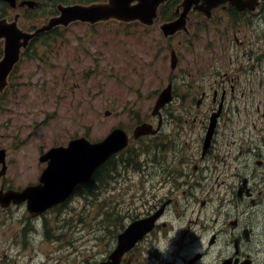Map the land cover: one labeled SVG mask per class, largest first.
Returning a JSON list of instances; mask_svg holds the SVG:
<instances>
[{"label": "rangeland", "instance_id": "374dc122", "mask_svg": "<svg viewBox=\"0 0 264 264\" xmlns=\"http://www.w3.org/2000/svg\"><path fill=\"white\" fill-rule=\"evenodd\" d=\"M54 1L41 0V6L27 11V16L23 12L20 26L33 31L46 23L58 12ZM9 9L8 19H12L14 11ZM228 16L225 13L224 17ZM164 20L157 19L152 26L117 20L95 24L77 21L38 36L30 45L11 76V85L5 93H0V148H6L8 163L2 182L6 187L22 188L38 181L47 165L46 160H40L43 153L54 146H66L72 139L86 136L97 142L112 129L125 128L131 143L114 156L112 164L116 167H111L109 172L113 177L95 183L92 194L82 195L87 187H79L67 209H54L42 217H32L28 212L24 216V207L12 208L7 213L0 211V264L2 261L4 264H84L86 259L102 257L116 245L117 234L122 229V222L114 221L128 207L132 218L136 215L140 218L141 211L150 209L147 201L156 203L161 198L162 201L173 199L166 211L168 218L164 219L172 224L173 231H179L192 220L195 235L206 240L213 232L220 231L219 239L224 240L227 233L222 229L228 227L229 232V220L235 217L232 192L240 179L233 174L249 176L256 172L253 185L264 190V165L257 163L264 160V101L259 102L264 94L247 100L264 75L262 71L241 74L237 97L229 101V113L226 111L227 115L220 121L214 149L204 161L200 160L199 134L204 135L208 126L205 113L212 106L211 85L227 80L238 64H243L246 70L253 64V59L244 55L253 35L242 31L240 37L246 36L247 45L242 43L243 48L239 49L237 43H228L223 36L213 38L214 27L221 26L225 20L204 17L198 36L179 31L166 37L159 27ZM211 21L221 22L211 24ZM228 34L232 40L234 37ZM227 44L229 47L225 48ZM172 49L179 59L174 70ZM249 77L255 78L253 83ZM171 80L175 97L163 109L162 133L134 139L132 133L138 124L150 121L157 125L158 117L152 110ZM203 90L210 97L201 107L203 112L199 111L201 117L195 121L196 100ZM186 94H195L189 115L183 109L182 97ZM185 118H189V124H185ZM188 128L192 132H183ZM191 148L200 166L218 161L217 171H223L220 180L230 178L229 183L213 185L206 180L194 181L191 189L171 182L161 184L160 175L155 173L157 167L161 163L162 166L175 164V158ZM229 148H232V170L226 157ZM242 221L254 225L258 233L264 230V200L252 206ZM157 234L151 232L133 252V258H139L138 264H148L143 250L154 249L151 261L158 260L154 256L155 246L161 249V257L173 258L168 250L162 253L165 238L159 236L157 240ZM258 236L257 239L264 240V235ZM66 257L70 260H62Z\"/></svg>", "mask_w": 264, "mask_h": 264}, {"label": "flooded vegetation", "instance_id": "af4514ba", "mask_svg": "<svg viewBox=\"0 0 264 264\" xmlns=\"http://www.w3.org/2000/svg\"><path fill=\"white\" fill-rule=\"evenodd\" d=\"M22 2L25 3L21 4ZM37 2L39 3L38 7H40L41 0H38ZM178 5H176L174 9H169L168 16L172 17L174 14V17L166 21L174 20L179 16L181 9L178 8ZM0 8H1L0 19H5V21L8 23L10 22L18 23L19 26H20V17L22 16V13L25 12V15L27 16V11L29 10L32 11V8L27 4V0H17L15 6L13 7L8 6L7 2L4 1V3ZM9 8H11V12L14 11V17L12 19H8V12L10 10ZM17 8H19L18 11ZM190 12L191 13H189L187 17L188 32L186 33L188 34V36L189 35L198 36L199 30L203 29L202 22L204 21V17L206 16L204 15L203 12L197 10H191ZM225 13L227 15H230L228 16L229 18L224 17ZM216 18H219L222 21L225 20L226 22H223L221 26L214 27L215 36H213V38L220 39L223 36V38L226 39L225 40L226 42L228 43L231 41L235 42L239 45L237 47L239 49H242L243 48L242 43H245V46L247 45L246 36H244L243 38L240 37L242 31H245V34L251 33L253 35V40L248 44L249 49L244 53V55H248L249 57H251V59H253V64L248 65L247 70L245 69L243 64H238L235 68H233L234 74L230 77L228 76L227 80H223L221 82L215 81L214 82L215 86L211 85V88H213V91L211 93V100H210L212 102V106L210 108H207L205 113L209 118L207 124L208 126L205 130L204 135L199 134V137H201L202 140V150H200V160L203 161L207 158V156H209V154L214 149V143L216 141V135L218 132L220 121L229 113L227 111L229 101L237 97V85L238 83H240L241 74L249 75L254 71H258V72L262 71V73L264 74V0H254L253 2L249 3L247 5V8H245L244 10H239L237 7H235V5H233L230 2H227L215 8L213 10V16L208 19L215 20ZM214 22L216 24L217 22H221V21H211V24H214ZM193 24H195V26L191 27V25ZM218 27H220V29H218ZM56 28L54 30H56ZM21 29L24 31L22 27ZM228 33H231V35L234 37L232 40L229 39L230 35ZM36 38L37 36L32 38L29 41V44L26 46V48H21L19 60L16 63H14L13 67L11 68V71L7 75L6 80L3 82L2 85H0V93H5L8 89V86L11 85V81H10L11 76H13L14 72L17 70L20 61H22V59L25 57L28 48L30 47V45L34 43ZM212 39L210 40L212 41ZM5 46H6L5 36H1L0 61H2L5 58ZM228 47H229L228 44L225 45V48ZM227 74L228 72H226L225 75ZM205 77L207 76L206 73L204 72L203 78L205 79ZM253 79H251L250 77L248 78L249 82L252 83H253ZM170 83L172 85V100H173L175 94L173 93L172 80L170 81ZM257 85H258L257 87L252 88V92H251L252 96H248L247 100L254 99L256 95L264 94V75L260 76ZM241 93L244 95L245 91L243 90ZM188 95L189 94H186V96L182 97L184 104L183 109L186 115L190 114L192 109V101L195 97V94L191 96ZM209 95L210 93H208L207 90H203L200 98L196 100L197 113L194 118L195 121H197V119L201 117L199 111L203 112L201 107L203 106L206 99L210 97ZM263 101H264V97L259 98L260 103H262ZM168 105L169 103L162 108L161 127L159 131L152 136H160V133H162V125L164 123L163 109H165ZM205 114L203 115V117L205 116ZM215 115H216L215 129L213 131L211 142L208 144V146H206L205 140H206L207 132L209 130L212 117ZM157 119L159 122V117ZM184 122L185 124H189V118H185ZM183 132L189 133L192 132V129L188 128L183 130ZM0 150H2V152L4 151V156L0 158L1 169H3L5 165L7 168L6 173L0 176V179H2L0 184L1 185L0 192H6L10 190L22 191L23 189L29 186H37L41 184L40 181L41 176H40L38 181H36L35 183L29 182L26 184V186L22 188L6 187V184H4L2 181L4 180V176L7 174V170H8L7 150L5 147L0 148ZM185 150L186 151H184L177 159L174 157L176 160L175 164H171L169 166H162L161 163L160 167H157L158 170L155 171V173L160 175L159 182L161 184H166L171 182L173 185H177L180 187L187 186L189 189H191L192 183L194 181L198 182V181L206 180L207 182H210L213 185L229 183L230 178H225L223 180H220L223 171L218 173L217 171L218 161H215L214 163H205L200 166L199 164H197V161L195 160L197 159V156L192 155V148ZM226 157L230 161L229 166L232 170V161H233L232 148L227 149ZM193 163L196 164L192 168ZM257 163L259 165H264V160L259 159L257 160ZM236 168L239 169L238 167H235V169ZM233 175L237 176L240 179L236 187V190L232 192L234 194L235 217L229 220L230 223L229 232L227 231L228 227H226V229H222V230H226L227 233V236L224 240L219 239L220 231L213 232L210 235L209 239L206 240L203 239L202 236L195 235L193 233L190 224L192 220L189 221L188 225H184L183 227L179 228L180 229L179 231H173L172 224H169L164 220L168 218V216H166V211L168 209V206L172 204L173 199L167 198L166 200L162 201L161 198L158 199L156 203L155 202L153 203V201H147V203L150 205V209H147L146 212H144V210L141 211L140 218L156 216L154 228L149 233H147L142 239L138 240L133 247H131L128 251L124 253V255L120 259L119 264H138L137 261H139V258L138 259L133 258L134 255L133 252L139 249V247L145 242V238L151 232H155V231L158 232L157 240H159V236L160 238H165L164 242L166 246L164 247V251L162 253L167 252L168 250L173 258L165 259L166 257H161L160 256L161 249L155 246L156 250L154 251L155 252L154 256L158 257V260L154 262L151 261V257L154 249L143 250V252L147 254L146 259L148 261V264H264V240L257 239V237H259L258 235H264V230H261L258 233L256 231L257 228H255L254 225L242 223L243 222L242 219L246 218L250 208L260 202L262 203V201L264 200V190L257 188V185H253L256 184V179H255L256 172H253L249 176L248 175L241 176L239 172ZM109 176L113 177L111 174ZM94 184L95 182L84 183L83 185L82 184L77 185L65 200L59 202L56 205L48 207L46 210H44L43 212L37 215H33L29 211L27 200L18 203L10 201V203H7L6 205H3L0 202V211L7 213L12 208L24 207L25 208L24 216H27V212H28L32 217L33 216L42 217L54 209H61V210H63V208L67 209L76 191L81 186L87 187V191L83 192L82 195H85V193L92 194L94 192V187H93ZM128 209L126 210L125 213L121 215V217H119L120 215L118 216L119 217L118 220L114 221V222H118V221L122 222L121 224L122 229L120 230V232L117 234L116 237L117 239L116 245L114 247H110L107 251H105L102 257L93 260L86 259V263L83 262L84 264H100V263L110 264L114 260V257L112 255L119 243L120 233L125 231L127 227L134 220L139 218V216L137 215L132 218V214L129 213L131 209L130 210ZM109 222H111L110 219ZM159 233H161V235H159ZM25 238L27 239V225H26ZM185 238H188V240H185ZM195 247H199V249L192 251L193 248ZM200 247H203L204 249L201 250ZM62 260L68 261L70 260V258L66 257L63 258ZM201 261L202 263H200ZM1 263L4 264L3 261ZM80 263L74 262L73 264H80ZM10 264H16V262H12ZM63 264H69V263L66 262Z\"/></svg>", "mask_w": 264, "mask_h": 264}, {"label": "water", "instance_id": "95a60500", "mask_svg": "<svg viewBox=\"0 0 264 264\" xmlns=\"http://www.w3.org/2000/svg\"><path fill=\"white\" fill-rule=\"evenodd\" d=\"M15 6L16 0H6ZM168 0H106L90 4H60V14L50 18L48 23L43 24L34 32H24L16 27V23H8L5 19L0 20V37L5 36V58L0 61V85L6 80L14 63L20 58L22 47H26L31 38L36 35L51 31L59 25L68 26L74 21L89 22L91 24L116 19L125 22L140 21L152 25L158 16V8ZM230 1L239 9H244L246 0H183L180 6L183 12L172 22L162 24L161 28L166 35L174 34L180 29H186V16L192 8L203 11L211 16L212 9L221 3ZM25 2H22L23 4ZM30 7L38 2L27 0ZM23 39V41L21 40ZM178 63L176 51H171V67L174 69ZM172 99V85H169L159 94L152 114L160 116L159 127L155 128L152 123L143 122L133 130V137L155 134L161 126V108ZM216 124V115L212 117L207 132L205 145L211 142ZM130 137L123 128L113 129L103 140L91 142L87 137H78L70 140L67 146L51 148L41 156V161H48V166L41 176V184L29 186L22 191L0 192V202L3 205L27 200L28 209L33 215H37L48 207L65 200L72 192L76 184L88 181L93 174L115 153L129 145ZM4 151L0 150V158ZM6 165L0 170V176L6 173ZM156 216L134 220L125 231L119 235V243L113 253L114 260L110 264H119L121 257L126 251L150 232L155 225ZM106 264V263H102Z\"/></svg>", "mask_w": 264, "mask_h": 264}, {"label": "trees", "instance_id": "16d2710c", "mask_svg": "<svg viewBox=\"0 0 264 264\" xmlns=\"http://www.w3.org/2000/svg\"><path fill=\"white\" fill-rule=\"evenodd\" d=\"M96 1H103V0H69L68 3H75V2H79V3H91V2H96ZM59 2H65V0H55L54 1V6H56ZM67 3V2H65ZM170 9V6H162L161 10H160V15L162 17L167 18L168 17V11ZM114 159V157H111L94 175L93 178V183H104V181L107 180V178H109L110 175V169L111 167L115 168L116 166L112 164V160ZM132 161V160H129ZM91 181V182H92ZM89 182V183H91ZM83 194V193H82Z\"/></svg>", "mask_w": 264, "mask_h": 264}]
</instances>
